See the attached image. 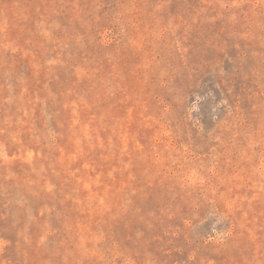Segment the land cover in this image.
Instances as JSON below:
<instances>
[{"label": "rangeland", "instance_id": "obj_1", "mask_svg": "<svg viewBox=\"0 0 264 264\" xmlns=\"http://www.w3.org/2000/svg\"><path fill=\"white\" fill-rule=\"evenodd\" d=\"M0 264H264V0H0Z\"/></svg>", "mask_w": 264, "mask_h": 264}, {"label": "trees", "instance_id": "obj_2", "mask_svg": "<svg viewBox=\"0 0 264 264\" xmlns=\"http://www.w3.org/2000/svg\"><path fill=\"white\" fill-rule=\"evenodd\" d=\"M37 231V230H36Z\"/></svg>", "mask_w": 264, "mask_h": 264}]
</instances>
